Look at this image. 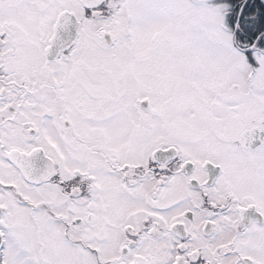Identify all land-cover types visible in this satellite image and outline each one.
<instances>
[{
    "label": "snow or ice",
    "instance_id": "1",
    "mask_svg": "<svg viewBox=\"0 0 264 264\" xmlns=\"http://www.w3.org/2000/svg\"><path fill=\"white\" fill-rule=\"evenodd\" d=\"M0 264H264V0H0Z\"/></svg>",
    "mask_w": 264,
    "mask_h": 264
}]
</instances>
